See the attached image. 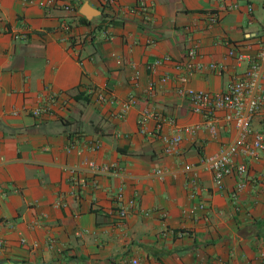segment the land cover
Here are the masks:
<instances>
[{
  "label": "crops",
  "instance_id": "1",
  "mask_svg": "<svg viewBox=\"0 0 264 264\" xmlns=\"http://www.w3.org/2000/svg\"><path fill=\"white\" fill-rule=\"evenodd\" d=\"M263 33L264 0H0V264H264V156L236 154L242 188L233 174L216 187L199 158L236 128L217 109L214 133L189 131L202 115L175 90L187 48L184 85L220 90ZM50 92L65 103L29 114ZM143 108L167 120L141 131ZM251 126L264 127V101Z\"/></svg>",
  "mask_w": 264,
  "mask_h": 264
},
{
  "label": "built area",
  "instance_id": "2",
  "mask_svg": "<svg viewBox=\"0 0 264 264\" xmlns=\"http://www.w3.org/2000/svg\"><path fill=\"white\" fill-rule=\"evenodd\" d=\"M111 0H103L104 3ZM226 8H232L235 3L227 4ZM65 8L68 5H64ZM217 19V14L214 12L207 13V23L211 24ZM258 49L254 56L248 58L245 67L240 72L239 76L227 81L224 87L220 90H203L192 89L184 85L186 74L192 71L194 64L193 57L196 54L194 47H189L183 54V62L176 63V67H183L184 72L180 73L177 79L175 90L178 94L182 95L188 102L192 111L198 112L202 115V120L199 123L193 124L188 127V130L193 132L197 128H208L210 132H215L216 118L213 115L217 109H223L224 112L221 119L224 121H231L236 128V138L227 143L220 144L219 147L209 153L200 156L199 162L202 163L210 172L213 183L216 187L222 185L223 177L228 174H233L237 177L235 188L240 190L244 184L243 176L246 170V161L234 162L233 156L236 154L244 158L256 159L261 155L264 156V127L254 128L251 126L252 117L258 113L264 101V92L261 86L262 64L264 62V33L258 37ZM233 55L236 62L243 58V54L238 50L230 48L227 52ZM165 58V57H164ZM160 59L156 58L150 65L159 63ZM210 68H218V63L210 62ZM165 76H162L164 79ZM152 83L148 84V90L152 89ZM58 92H50L46 99L28 108L29 114L35 118H41L43 114L51 113V104L58 100ZM62 105L65 100L60 98ZM11 114H16L17 109L11 108ZM148 117H156L158 120L165 121L163 115L158 114L154 110L143 108L137 117V123L141 131L144 130V123ZM162 140L166 143L165 150H169L173 145H176L178 135H163ZM97 146L96 141L90 143V148ZM90 168L97 170L105 169L110 171L109 165L98 167L92 160L84 159ZM161 174L160 172H157ZM188 185L193 188L196 185L195 178L188 180ZM120 194H117V199ZM115 220L118 224H123L127 217V206L122 203H116L113 207ZM23 241V238L20 239ZM3 240L0 238V246ZM130 264H137L136 258L130 259Z\"/></svg>",
  "mask_w": 264,
  "mask_h": 264
},
{
  "label": "water",
  "instance_id": "3",
  "mask_svg": "<svg viewBox=\"0 0 264 264\" xmlns=\"http://www.w3.org/2000/svg\"><path fill=\"white\" fill-rule=\"evenodd\" d=\"M82 12L87 16L90 15V9L87 7H83Z\"/></svg>",
  "mask_w": 264,
  "mask_h": 264
}]
</instances>
